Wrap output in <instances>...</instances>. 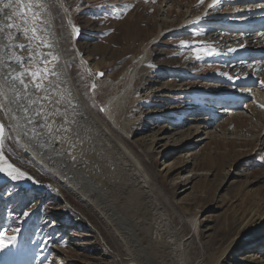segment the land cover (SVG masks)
I'll return each instance as SVG.
<instances>
[{
  "label": "rangeland",
  "instance_id": "374dc122",
  "mask_svg": "<svg viewBox=\"0 0 264 264\" xmlns=\"http://www.w3.org/2000/svg\"><path fill=\"white\" fill-rule=\"evenodd\" d=\"M50 2L57 42L81 100L141 164L188 264H264V227L252 226L264 219V82L246 86L220 75H231L236 52L249 54L247 63H264V25L248 37L231 24L238 13L264 5L223 0L230 6L208 13L212 0ZM35 40L30 53L41 60L45 41ZM193 46L221 55L198 61ZM144 47L150 60L136 73L132 93L122 97ZM46 51L53 56L52 48ZM118 95L109 117L106 106ZM0 125L2 152L33 176L0 183V264H128L129 247L113 226L23 153L1 110ZM52 185L61 196L49 193Z\"/></svg>",
  "mask_w": 264,
  "mask_h": 264
},
{
  "label": "bare ground",
  "instance_id": "6f19581e",
  "mask_svg": "<svg viewBox=\"0 0 264 264\" xmlns=\"http://www.w3.org/2000/svg\"><path fill=\"white\" fill-rule=\"evenodd\" d=\"M203 1L210 3L211 0ZM198 7L200 4L194 9ZM194 9L191 14L196 11ZM261 13L264 9L245 10L233 16L235 22L231 24L252 37L248 32L264 25ZM55 27L50 0H11L10 3L3 0L0 3V76L3 78L0 81V110L6 123L19 139L25 155L51 170L60 183L93 206L105 222L113 226L115 234L129 247L128 264H188L182 241L175 237L171 225L160 217L165 208L162 209L158 198L153 197L147 178L141 175V164L116 141L113 129L103 125L81 100L59 48ZM37 36H42L45 41L41 60L30 53L31 41H36ZM46 48L54 50L53 56ZM146 49L144 47V54L135 59L134 70L129 73L130 85L122 97L132 93L136 73L147 66ZM236 53L234 65L228 70L234 77L230 81L246 86L258 79L264 82L261 71L264 63H247L251 58L249 54ZM32 72L39 75L32 77ZM21 79L27 88L20 83ZM37 84L40 89L36 88ZM244 92L250 94V88ZM259 97L263 99V94L259 93ZM119 99L120 95L108 102L107 116L110 117V109ZM156 138L152 136L151 142L155 143ZM8 164L26 172L27 177H33L3 153L0 167L6 168ZM119 172L123 175L117 178ZM3 181L12 180L0 173V183ZM49 193L61 196L62 191L58 185H52ZM144 201L149 206L148 212L149 209L154 212V220H150ZM64 203H67L66 199ZM250 223L254 224V221ZM194 226L197 227L196 222ZM252 226L256 230L263 228L264 219ZM16 250L15 244L11 252ZM8 260L1 264H11L12 260Z\"/></svg>",
  "mask_w": 264,
  "mask_h": 264
},
{
  "label": "snow or ice",
  "instance_id": "6c2138e0",
  "mask_svg": "<svg viewBox=\"0 0 264 264\" xmlns=\"http://www.w3.org/2000/svg\"><path fill=\"white\" fill-rule=\"evenodd\" d=\"M2 2H3V0H0V3H2ZM10 2H11V0H9V3ZM20 2H23V0H20ZM201 3H203V0H201ZM258 4L259 5H264V0H259ZM224 6H230V5L222 4L221 0H212V4L209 7H210V9L213 12H219V11L223 10ZM32 31H33V34H35V31H36L35 28H33ZM262 32H264V30H262ZM196 34H199V31H197ZM241 34H243V33H241ZM76 35H77V37H79V35H80L79 28L76 29ZM183 46H187V45H183ZM243 47L244 46L241 45V48H243ZM191 50H193L195 52V58L198 61L201 60L204 57H211V56H219V55H221V53L215 48H208V47H203V46H193ZM229 51L234 53V52L237 51V49L232 48V49H229ZM248 66L251 67L250 64ZM31 75H32V77H37L39 74L37 72H32ZM99 75L100 76H104V73H100ZM220 75L225 76L229 80L233 79V77L227 72L220 73ZM20 83L22 85H24L25 88H27V84H25L23 79L20 80ZM40 87L41 86L39 84L36 85L37 89H40ZM44 91H47V89H44ZM33 103H36V102L33 101ZM261 107H264V105H262ZM39 114H40V111L37 110V115H39ZM29 122L31 123L32 121L29 120ZM65 131H68V129H65ZM3 133H4V128H3L2 125H0V159H3V152H2ZM0 173L5 174L12 181H18V180H20V178L27 177V175H28L26 172L21 171L19 168L13 167L12 164H8L6 168L5 167H0ZM28 178L30 179V177H28ZM24 215L27 216L28 213L25 212ZM17 231H19V229H17ZM9 239H11V241L15 242L16 237L13 236V237H11ZM3 246H4V240L0 239V247H3Z\"/></svg>",
  "mask_w": 264,
  "mask_h": 264
}]
</instances>
